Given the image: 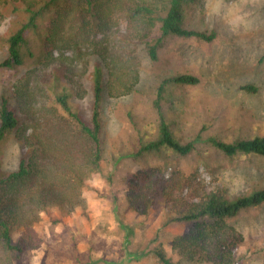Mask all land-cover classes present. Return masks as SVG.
<instances>
[{
    "label": "rangeland",
    "instance_id": "obj_1",
    "mask_svg": "<svg viewBox=\"0 0 264 264\" xmlns=\"http://www.w3.org/2000/svg\"><path fill=\"white\" fill-rule=\"evenodd\" d=\"M115 19L116 25L90 38V44L63 46L50 55L43 47L49 24V19L44 20L36 35L29 34L31 56L26 53L29 57L24 64L15 71L0 69V93L14 87L34 100V107H49L53 95L47 86L57 73L64 84L74 83L71 91L75 93L77 85L89 99L92 66L100 59L98 43L105 50L103 56H107L112 49V34L120 37L127 33L124 18L116 15ZM185 24L187 28L214 32L215 38L205 42L168 37L153 61L144 44L126 48L135 62L137 83L130 94L104 101L100 172L92 175L82 190V206L70 214L53 207L41 213L33 227L40 245L25 250L17 264H120L126 252L141 251L150 253L126 264H153L156 259L151 251L158 246L174 262L185 264L171 251L170 243L188 226L164 224L176 205L156 200L146 216H137L126 208L124 183L138 171L163 170L168 177L176 170L195 179L194 183L206 191L218 189L228 198L264 188V157H227L206 142L197 144L185 157L171 152L138 160L127 156L140 138H156L158 116L153 102L157 100V88L164 78L176 74H190L200 81L196 85L170 86L159 100L171 132L181 144L195 137L227 143L264 137V0H199L186 12ZM6 33L2 23L0 35ZM4 50L0 49V62ZM244 86L255 90L246 91ZM84 97L74 98L73 107L84 111ZM25 150L23 143L9 137L1 147L2 168L15 169ZM229 224L244 239L236 250L241 264H264V204L241 212ZM19 234H13L14 242Z\"/></svg>",
    "mask_w": 264,
    "mask_h": 264
},
{
    "label": "trees",
    "instance_id": "obj_2",
    "mask_svg": "<svg viewBox=\"0 0 264 264\" xmlns=\"http://www.w3.org/2000/svg\"><path fill=\"white\" fill-rule=\"evenodd\" d=\"M199 0H0V26L7 27L0 35V49L5 56L0 69L15 71L31 56L29 34L36 32L49 19L43 36L46 54L63 46L79 48L90 44V38L106 33L116 25L115 16L127 22V33L112 34L111 53L97 45L100 59L91 71L89 99L71 81L64 84L54 73L47 88L52 92L51 106L34 107L29 96L14 87L0 93V156L4 141L13 137L26 147L15 169L4 170L0 160V264H17L25 250L37 249L40 240L33 227L47 209L56 208L70 214L82 206V190L90 177L100 172L103 159L102 110L108 97L130 94L137 74L129 46L144 44L149 58H157L168 37L210 42L215 33H206L185 24L186 12ZM157 31V35L154 32ZM29 52V56L26 53ZM41 54L38 55L40 57ZM105 55V54H104ZM199 78L176 74L164 78L153 102L158 116L157 136L138 140V146L127 155L138 160L146 155L174 153L189 155L200 142L211 144L227 157L254 154L264 157V137L237 140L232 143L215 138L195 137L181 144L171 132L159 100L166 88L175 85H196ZM246 91H254L244 86ZM86 100L84 111L73 107L74 98ZM53 106V107H52ZM195 179L174 170L168 177L164 171H138L124 183L126 208L137 216H146L156 200L176 205L164 224L187 225L183 235L170 243L179 261L185 264H241L237 248L243 244L242 234L229 220L241 212L264 204V188L247 196L228 198L218 189L206 191ZM122 225L121 217L118 219ZM128 233L129 228H126ZM19 238L13 241V234ZM150 253V252H149ZM148 252L127 253L120 264L148 256ZM153 264H177L162 247H155Z\"/></svg>",
    "mask_w": 264,
    "mask_h": 264
}]
</instances>
